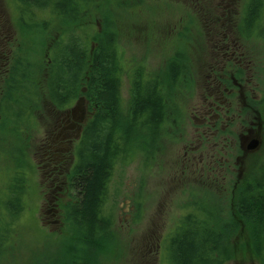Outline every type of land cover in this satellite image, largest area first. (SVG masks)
Here are the masks:
<instances>
[{
  "label": "rangeland",
  "instance_id": "1",
  "mask_svg": "<svg viewBox=\"0 0 264 264\" xmlns=\"http://www.w3.org/2000/svg\"><path fill=\"white\" fill-rule=\"evenodd\" d=\"M123 1L126 5L113 11L111 20L127 56L145 62L149 71L163 72L181 53L188 68L171 99V126L147 158L137 154L113 177L115 234L100 264H169L177 224L189 211L197 218L204 215L193 210L197 199L200 206L211 200L239 223L230 237L232 257L224 264H260L235 209L240 185L264 160V48L240 32L247 0ZM97 5L107 9L108 4ZM18 15L16 0H0V84L17 59L40 56L39 41L48 39L23 30ZM129 88L125 77V100ZM40 96L35 127H23L19 137L12 122L0 126V146L7 151L24 147L33 164L28 207L13 228L2 231L0 264H49L64 260L66 248L76 244L65 205L79 197L70 174L80 133L93 111L84 95L66 109L55 107L46 81ZM253 137L260 144L247 150ZM4 155L0 152V188L12 166Z\"/></svg>",
  "mask_w": 264,
  "mask_h": 264
},
{
  "label": "trees",
  "instance_id": "2",
  "mask_svg": "<svg viewBox=\"0 0 264 264\" xmlns=\"http://www.w3.org/2000/svg\"><path fill=\"white\" fill-rule=\"evenodd\" d=\"M16 1L23 19L19 26L34 37L47 34L48 39L39 41L44 50L40 56L17 59L7 70L0 84V126L12 122L11 130L19 137L23 127H35L43 81L57 108L70 107L82 95L87 98L93 116L75 147L70 174L79 197L65 205L76 244L66 248L64 260L49 264H100L115 234L113 177L137 154L147 158L171 126L169 110L174 92L183 84L188 59L176 53L163 72H154L145 62L129 58L111 20V13L126 5L123 0ZM102 2L107 9L97 5ZM26 19L33 24H26ZM239 26L243 37L259 40L264 48V0H247ZM125 77L130 80L128 100L123 96ZM260 105L264 108V98ZM0 152L12 163L0 188L1 244L2 231L13 228L28 207L33 164L22 146L10 151L0 146ZM199 200L192 207L204 215L197 218L189 211L177 224L170 238L169 264H224L232 257L230 237L239 226L235 215L221 213L222 208L209 199L200 206ZM235 209L252 239L255 257L264 264V160L240 185Z\"/></svg>",
  "mask_w": 264,
  "mask_h": 264
},
{
  "label": "water",
  "instance_id": "3",
  "mask_svg": "<svg viewBox=\"0 0 264 264\" xmlns=\"http://www.w3.org/2000/svg\"><path fill=\"white\" fill-rule=\"evenodd\" d=\"M260 144V141L258 139H253L249 144H248V150H254L258 148Z\"/></svg>",
  "mask_w": 264,
  "mask_h": 264
},
{
  "label": "flooded vegetation",
  "instance_id": "4",
  "mask_svg": "<svg viewBox=\"0 0 264 264\" xmlns=\"http://www.w3.org/2000/svg\"><path fill=\"white\" fill-rule=\"evenodd\" d=\"M77 100H79V101H81L82 99L81 98H79V99H77ZM79 101H76V102H79ZM93 116V115H92ZM86 126V125H85ZM83 130H84V128H83ZM83 130L81 131V133H80V137H79V140H80V138H81V136H82V133H83ZM253 139H258V137H253V138H251L248 142H247V144H246V149L248 150V144L253 140ZM259 140V139H258ZM260 141V140H259ZM75 160H76V157H75Z\"/></svg>",
  "mask_w": 264,
  "mask_h": 264
}]
</instances>
